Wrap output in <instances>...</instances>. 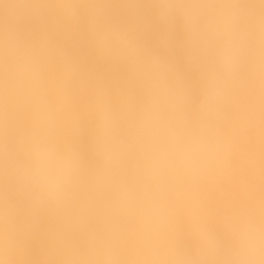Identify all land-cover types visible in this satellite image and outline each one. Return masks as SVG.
Instances as JSON below:
<instances>
[{"label":"clouds","instance_id":"obj_1","mask_svg":"<svg viewBox=\"0 0 264 264\" xmlns=\"http://www.w3.org/2000/svg\"><path fill=\"white\" fill-rule=\"evenodd\" d=\"M151 4L162 25L183 32L185 60L202 85L200 99L193 101L190 85L171 61L102 22L107 7L91 0L86 6L88 27L99 53L126 57L132 77L117 91L114 103L106 94L99 99L92 150L107 167L125 158L133 161L131 183L121 186L115 210L134 216L138 229L130 238L131 258L120 260L113 242L93 245V258L79 264H264V200L227 221L223 237L198 228L199 260L185 258L180 248L159 238L167 227L163 201L173 183L196 176L227 153L228 141L219 128L222 107L246 89L251 102L240 108V123L264 119V0ZM138 5L139 0L129 3L137 16ZM81 10V0H12L8 12L17 19L51 12L72 23ZM46 46L43 39L26 44L0 23V264H10L2 257L14 247L16 208L10 196L24 199L32 213L60 209L71 198L82 168L76 144L40 135L41 130L50 133L56 123L53 110L41 99L38 53ZM55 87L63 97L67 81ZM25 114L31 115L32 130L18 127ZM121 238L113 235V241Z\"/></svg>","mask_w":264,"mask_h":264},{"label":"bare ground","instance_id":"obj_2","mask_svg":"<svg viewBox=\"0 0 264 264\" xmlns=\"http://www.w3.org/2000/svg\"><path fill=\"white\" fill-rule=\"evenodd\" d=\"M90 2L81 0V15L72 23L51 12L10 18L12 0L0 4V23L22 42H47L38 53L44 85L41 99L53 110L56 123L50 133L41 130L40 135L60 144H76L83 157L72 196L64 207L32 213L24 199L10 196L16 208L14 247L2 257L10 264H79L93 258V245L113 242L120 250V260L131 258L130 238L138 223L134 216L117 212L115 202L121 186L131 183L133 161L125 158L116 166H105L93 153L92 138L99 99L106 94L114 103L117 91L132 77L126 57L99 53L88 27L86 6ZM98 2L108 10L102 22L127 33L128 39L147 52L171 61L190 85L193 101H199L202 85L198 72L185 60L184 36L178 26L162 25L154 15L151 0H139V16L129 7L135 0ZM65 80L66 93L60 97L55 86ZM134 90L141 94L139 85ZM250 102L245 89L222 107L219 128L228 141L227 153L216 157L196 176L176 180L163 201L167 227L159 238L180 248L187 259L201 258L198 228L223 237L227 221L264 200V119L247 125L238 119L240 108ZM18 127L32 130L31 115L25 114ZM3 194L7 197L6 190ZM115 233L122 238L113 241Z\"/></svg>","mask_w":264,"mask_h":264}]
</instances>
